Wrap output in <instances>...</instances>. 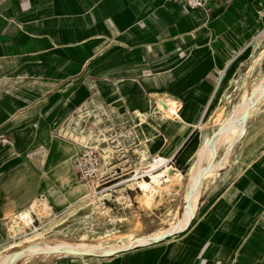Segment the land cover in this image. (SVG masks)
Returning <instances> with one entry per match:
<instances>
[{"label": "crops", "instance_id": "0c3cea01", "mask_svg": "<svg viewBox=\"0 0 264 264\" xmlns=\"http://www.w3.org/2000/svg\"><path fill=\"white\" fill-rule=\"evenodd\" d=\"M205 14L172 0H0V249L21 237L12 234L11 222L36 199L52 205L54 218L86 199L72 193L80 186L73 166L80 152L67 171L55 142L73 144L89 132L65 141L81 127L78 108L92 95L95 116L103 111L117 122L142 116L140 163L159 153L188 168L186 208L189 174L205 139L198 122L220 75L214 53L192 46L203 35ZM161 93L163 118L158 106L151 112ZM168 99L181 104L176 120L166 119ZM196 128L204 137L192 159ZM237 146V163L203 181L192 221L164 238L173 239L129 257L87 263L264 264V147L252 158ZM177 170L183 179L164 193L183 184L185 174Z\"/></svg>", "mask_w": 264, "mask_h": 264}, {"label": "rangeland", "instance_id": "374dc122", "mask_svg": "<svg viewBox=\"0 0 264 264\" xmlns=\"http://www.w3.org/2000/svg\"><path fill=\"white\" fill-rule=\"evenodd\" d=\"M203 19V35L200 36V34L199 37L201 38L195 41L192 46L193 48H208L209 52L214 53V58L220 69V75L212 81L213 87L208 94L207 106L204 109L203 116L198 122L199 124L204 123L203 128L205 129L202 132L203 135L207 137L218 130L217 125L223 119L232 115L235 107L244 97L248 96L251 98L253 96L255 87L264 79V38L259 41L260 36L264 33V0H217L213 2V9L209 11L208 14H205ZM21 45L22 43L19 47H21ZM183 48L188 50L190 47L186 46ZM10 50H13V46L8 49V51ZM185 55L186 53L184 52L183 56ZM26 58L28 61L31 60L29 56ZM165 95L166 93H161L159 96L155 97L156 104L151 110L152 112L155 107L158 106L156 111L161 112L162 118L165 112L159 107L158 103L160 99L163 100ZM220 108L224 113L218 111ZM256 109L260 113L258 115L255 114V116L247 122L250 131V140L245 141L243 138L238 143L242 144V151L252 158L257 151L264 147V103L258 105ZM92 110L90 112L93 113ZM217 111L218 114L216 115ZM136 115L137 117L132 120V125L139 137L142 132V125L140 122L142 116L138 113H136ZM215 115L216 120L214 121ZM99 118V115H97L96 119L92 117L90 121L97 122ZM147 122L151 123L149 120ZM154 123L158 122L154 121ZM146 124L147 123L144 125L143 122V126L146 127ZM78 126L83 127L85 124L80 123ZM200 131L199 128H196L195 133L199 134L196 136L191 146L190 157L192 159L204 137L200 135ZM80 134L81 133L75 132L73 134L67 133L65 134V136H67L65 141L72 142V136H78ZM47 139L49 141L48 136ZM77 145L78 147L84 146L81 142ZM237 145L232 155V160H236V163L237 149H240ZM220 152L216 161H219L224 155V150ZM76 156H74L73 159L76 158ZM242 159L249 160L250 157L247 158V156L243 155ZM151 161L153 160H150V157L147 156L146 162L150 163ZM137 162L139 161L137 160ZM177 164H179V162H177ZM139 167L138 165V168ZM236 169V166L232 168L234 172ZM181 170L185 174L183 184H172L168 192L164 193V191H159L153 199L143 198V193L140 189L130 192V195L123 190L130 196L128 201L126 200L123 202L117 199V192L113 193L102 190L109 192L112 196L107 197L104 206L101 208L92 205L91 200H83L76 206L71 207L66 215H61L59 217L54 218L51 217L52 213L49 215L45 212H41L38 216L41 217L40 219H42L41 222L43 225L42 223L40 225H35L36 227L32 225V230H26V233L22 235L14 231L12 221L10 225L12 234L15 237H21L16 240L17 242H15V239L11 240V244L0 249V264H77L79 262L82 264L86 262V264H88V261L103 263L106 259L129 257L132 253H138L150 248H159L165 241L171 240L175 236L168 237L159 242H148L145 245L128 250L126 253L106 254L102 256H97L92 253L79 254L69 250L63 251L62 248L60 249L62 242L78 247L83 245L98 247L102 245L104 248L110 249V247L116 245L128 244L130 240H132V242L141 239L152 241L154 237L158 235L159 231L170 229L169 224L172 221V215L176 213L177 210L179 211V216H183L182 212L185 210L183 209L185 206V182L188 168L182 167ZM73 191L74 189H72V192ZM77 201L78 198L74 199L72 203H76ZM35 229L44 231L45 239L43 243L46 242L49 246L55 247L57 250L53 252L32 251L27 253L30 246L26 243L25 237L30 236L35 232ZM172 234L173 233L170 235ZM10 235L9 232L6 241L10 240ZM160 253L161 252L157 249L156 257H158ZM186 254L190 256L189 253Z\"/></svg>", "mask_w": 264, "mask_h": 264}, {"label": "bare ground", "instance_id": "6f19581e", "mask_svg": "<svg viewBox=\"0 0 264 264\" xmlns=\"http://www.w3.org/2000/svg\"><path fill=\"white\" fill-rule=\"evenodd\" d=\"M263 38L264 33L260 36L259 41H261ZM262 103H264V79L255 87V91L251 98H249L248 96L244 97L235 107L232 115L223 119L217 125L218 130L214 131L213 135H206L207 137H205L203 141L198 157H196L198 158L197 163L193 165V169L189 174L190 179H188L190 183L186 192V200L188 204L186 205L185 212L182 217L179 216L178 210L172 215L173 218L171 223L169 224L170 229L159 231L158 235H156L152 241L141 239L136 242H132V240H130L128 244H123L120 246L116 245L110 247V249L104 248L102 245H99L98 247L90 245H83L81 247H78L65 242L61 243L60 249L62 248L63 251L69 250L79 254L92 253L97 256L123 253L136 248L137 246L145 245L148 242H159L165 237L169 236L171 233L180 231L185 228V226L192 221L197 211V201L199 199V191L203 184V181L211 177H216L220 170L226 168L229 164H231L233 151L239 141H241L243 138L245 141L250 140V131L248 129L247 122L249 119L255 116V114L258 115L260 113L259 111H257L256 107ZM166 105V112L168 113L166 119L176 120L180 117L179 110L181 108V104L177 100L168 99ZM91 140V133L85 132L83 133L82 137L75 138L74 144H68L64 141L59 140L55 142L57 153H59L62 160L65 161L67 171L69 170L68 165H70V163L72 162L73 157L79 154L77 144L81 142L84 146H87L90 145ZM49 141H51L50 138ZM221 150H224V155L220 158L219 161H216ZM142 158L143 160L141 163L139 160L140 167L138 168L137 165V170H141L144 168H149L150 170H152L149 172V179H144L139 182L138 189H140L143 193V198L146 197V199H153L156 193L166 190L167 184L180 182L183 179V175L180 173V171L177 170L179 168H174V165L167 163L158 164V162L154 161L145 163V157L143 156ZM49 163H51V161ZM72 193H74L76 197L86 198L83 200H91L92 205L97 206V208L103 207L107 197L112 196L107 191H95L93 187L86 188L82 185L78 186V188H75ZM117 193V199L122 200L123 202L126 200L128 201V198H130V196L127 195L123 191V189L118 190ZM56 196L57 192L54 191V197L56 198ZM98 202H100L101 204ZM52 211L53 207L48 201L42 202L41 200L37 201L36 199L31 207H25L21 210V213L18 214L13 220L12 227L17 234H25L27 225L32 226L33 213H36L38 215L41 212H45L50 215ZM44 239L45 232L36 229L35 232H33L30 236L25 237L26 243L28 244V246H30L27 253L32 251L53 252L57 250L55 247L49 246L46 242L43 243Z\"/></svg>", "mask_w": 264, "mask_h": 264}, {"label": "built area", "instance_id": "2783aa9c", "mask_svg": "<svg viewBox=\"0 0 264 264\" xmlns=\"http://www.w3.org/2000/svg\"><path fill=\"white\" fill-rule=\"evenodd\" d=\"M181 3L187 11L202 10L208 14L209 4L217 0H173ZM24 8L30 4H23ZM196 16V15H195ZM95 98L92 95L77 111V116L85 126L78 129L81 133L87 129L92 134L90 145L83 146L79 156L74 161V172L78 183L86 188L93 187L95 191L107 190L117 192L120 189L128 194L138 189L139 182L149 179V168L137 170V160L140 154V142L132 125V120L122 119L114 121L106 112L101 111L97 122H92V117L97 118L92 112L95 108ZM2 143L11 142L2 138ZM154 162L172 164L181 169L175 157H167L162 154H154L150 157ZM130 195V194H129ZM21 213V212H20ZM19 213V214H20ZM41 222L33 214V227ZM27 231L32 227L27 225Z\"/></svg>", "mask_w": 264, "mask_h": 264}, {"label": "trees", "instance_id": "16d2710c", "mask_svg": "<svg viewBox=\"0 0 264 264\" xmlns=\"http://www.w3.org/2000/svg\"><path fill=\"white\" fill-rule=\"evenodd\" d=\"M181 165V164H180ZM181 168H182V165H181Z\"/></svg>", "mask_w": 264, "mask_h": 264}]
</instances>
